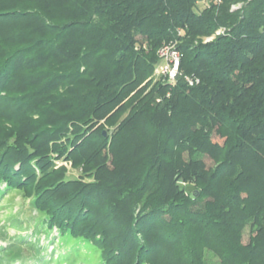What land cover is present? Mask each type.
Instances as JSON below:
<instances>
[{
    "label": "trees",
    "instance_id": "obj_1",
    "mask_svg": "<svg viewBox=\"0 0 264 264\" xmlns=\"http://www.w3.org/2000/svg\"><path fill=\"white\" fill-rule=\"evenodd\" d=\"M10 191L92 264H264V0H0Z\"/></svg>",
    "mask_w": 264,
    "mask_h": 264
},
{
    "label": "rangeland",
    "instance_id": "obj_2",
    "mask_svg": "<svg viewBox=\"0 0 264 264\" xmlns=\"http://www.w3.org/2000/svg\"><path fill=\"white\" fill-rule=\"evenodd\" d=\"M224 32L226 30L217 29L211 37L204 38L203 43L214 40ZM158 59L159 63L156 65L152 77L148 78L147 81L151 78H154V80L162 78L167 81L169 76H171L169 74H172L173 69L172 71L168 69L166 61L159 56ZM165 69H167L168 74L165 73ZM164 75L169 76L167 78ZM213 141L221 142L217 138H213ZM204 160L208 166L211 165L207 158ZM67 168L70 170L69 166ZM70 173L72 176L77 175L76 171H70ZM36 215L32 211L30 201L17 191H10L0 197V264H12V262L13 264H31L33 259L40 258V255L36 253V247L33 249L30 246L31 244L40 246L42 248L40 251L45 254L44 263L40 262L39 264H92L89 262L91 255H89L90 257L84 255V253H80L77 256L72 253L67 255L66 252L69 249L64 247L65 245H62V242L56 238V232L51 233L50 237H47L44 232L38 233ZM53 237H55L54 241L52 240ZM247 238L248 233L246 232L243 241L247 242ZM22 239L25 240L23 241ZM22 255L24 259L20 262L17 258Z\"/></svg>",
    "mask_w": 264,
    "mask_h": 264
},
{
    "label": "built area",
    "instance_id": "obj_3",
    "mask_svg": "<svg viewBox=\"0 0 264 264\" xmlns=\"http://www.w3.org/2000/svg\"><path fill=\"white\" fill-rule=\"evenodd\" d=\"M213 1L214 3L219 4L221 0H202L203 4H208ZM241 4H236L231 6V11H235L241 8ZM158 56L166 61L168 69L172 71L171 76L164 75L168 78V82H174L178 73H179V65L181 60V53L176 49L174 43H166L164 44L158 51ZM165 73H167V69H165ZM168 74V73H167ZM189 84H193L192 80H188Z\"/></svg>",
    "mask_w": 264,
    "mask_h": 264
},
{
    "label": "water",
    "instance_id": "obj_4",
    "mask_svg": "<svg viewBox=\"0 0 264 264\" xmlns=\"http://www.w3.org/2000/svg\"><path fill=\"white\" fill-rule=\"evenodd\" d=\"M103 135H105V132H103Z\"/></svg>",
    "mask_w": 264,
    "mask_h": 264
}]
</instances>
